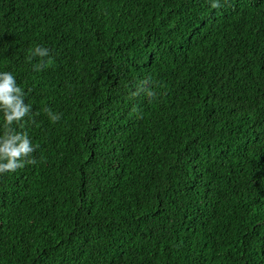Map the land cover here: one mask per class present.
Returning <instances> with one entry per match:
<instances>
[{"label": "trees", "instance_id": "trees-1", "mask_svg": "<svg viewBox=\"0 0 264 264\" xmlns=\"http://www.w3.org/2000/svg\"><path fill=\"white\" fill-rule=\"evenodd\" d=\"M220 3L0 0L40 145L0 175V264H264V0Z\"/></svg>", "mask_w": 264, "mask_h": 264}, {"label": "clouds", "instance_id": "clouds-1", "mask_svg": "<svg viewBox=\"0 0 264 264\" xmlns=\"http://www.w3.org/2000/svg\"><path fill=\"white\" fill-rule=\"evenodd\" d=\"M210 4L212 8L221 6L220 0H210ZM37 58L34 70L46 69L51 63V49L44 44H35L27 60L31 62ZM144 87L141 85L142 90ZM147 95L154 96L155 92L148 89ZM26 96L16 74L10 70H0V175L38 163L34 153L40 145L33 142L25 129L26 118H31L33 110L32 103L25 102ZM45 111L52 122L62 117V113L53 111L51 107H46Z\"/></svg>", "mask_w": 264, "mask_h": 264}]
</instances>
